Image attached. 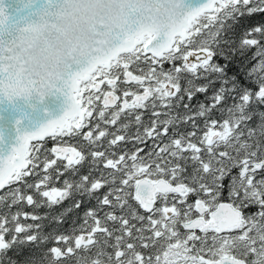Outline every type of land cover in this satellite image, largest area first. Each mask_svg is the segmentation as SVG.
Segmentation results:
<instances>
[{"label": "snow or ice", "instance_id": "snow-or-ice-1", "mask_svg": "<svg viewBox=\"0 0 264 264\" xmlns=\"http://www.w3.org/2000/svg\"><path fill=\"white\" fill-rule=\"evenodd\" d=\"M256 16L264 0H0V264H264ZM85 197L63 232L23 210L71 199L63 224Z\"/></svg>", "mask_w": 264, "mask_h": 264}, {"label": "trees", "instance_id": "trees-1", "mask_svg": "<svg viewBox=\"0 0 264 264\" xmlns=\"http://www.w3.org/2000/svg\"><path fill=\"white\" fill-rule=\"evenodd\" d=\"M261 21H264V17H260V16H256V17H253L252 19L250 20H245L244 21V24L245 26H252L254 24H256L257 22H261ZM237 35H239V30H237ZM255 51V49H252L248 52H246L243 56H241L239 53L234 57V60H233V64L229 66V72L230 74L233 73V72H236L237 71V68L238 67H244L245 71L247 70V68H250L252 66V64L255 63L254 60H251V57H252V54L253 52ZM165 67H169L168 65H165ZM243 78H241V83H243ZM199 99H203V97H200ZM181 111H183L181 109ZM148 119V116L145 115V121H147ZM190 130V126H181L180 128V131H188ZM49 147L51 146V143H49L48 145ZM128 148H132L133 145L132 144H128L127 145ZM227 183V182H226ZM74 199H82L81 197L77 196L75 197ZM83 203L81 205V208L80 209H74L69 215H67L65 217V222L63 224H55L53 223L52 221V217L54 215H56V213L60 212L62 209L64 208H67L69 206L72 205V203L74 202L73 200H67L64 202L63 205L57 207V208H54V209H48L47 207H41V208H38V209H31V208H28V207H24L23 210L25 211H35L37 214H40V215H44V214H47L48 215V219H45L43 220L41 223L44 225V231L45 232H51V231H66L68 230L72 225H73V222L75 221L76 224H79L80 222V218L82 217L84 211L89 208V207H93L95 206V201H89L86 197L83 198ZM15 210V209H13ZM31 222V221H29ZM31 251V247L29 248H25L24 249V253L22 254L21 257H17L18 259H21L23 258L24 255H27L29 252ZM9 255H13V253H9ZM38 255V253H37Z\"/></svg>", "mask_w": 264, "mask_h": 264}]
</instances>
